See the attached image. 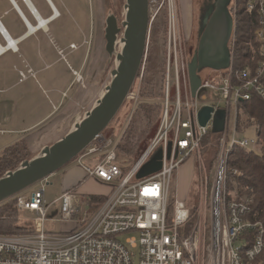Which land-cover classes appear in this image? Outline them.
Returning a JSON list of instances; mask_svg holds the SVG:
<instances>
[{
  "label": "built area",
  "instance_id": "obj_1",
  "mask_svg": "<svg viewBox=\"0 0 264 264\" xmlns=\"http://www.w3.org/2000/svg\"><path fill=\"white\" fill-rule=\"evenodd\" d=\"M164 5L169 13V32L161 122L153 139L131 166L120 158L123 134L114 138L102 132L75 158L89 176L109 183L112 190L93 212L84 209L76 190L66 191L55 200L61 202V218L75 223L72 231L45 230L50 205L44 187L31 195L19 193L17 208L33 214L32 231L0 233V264H262L256 259L264 252V224L251 217L253 196H240L236 185L229 188L228 162L233 148L254 151L264 144L258 134L255 138L238 137L244 132L240 128L239 103L251 100L253 95L264 101V0L246 1V10L256 14L258 21L253 33L252 63L235 69V27L229 44L230 66L211 69L213 80L201 77L195 95L190 84V55L176 22L177 0H149L150 22ZM237 12L233 0L231 13L235 20ZM60 54L65 57L63 50ZM19 72L21 80L35 76L32 69ZM75 74L85 87L83 76L77 71ZM208 88L215 91L216 104L203 102L205 96L198 99L199 93ZM205 105L227 112L224 130L215 133L218 150L209 173L201 159L198 204L190 206L177 198L172 205L174 174L194 154L201 157L203 143L214 133L215 112L206 125L199 121V111ZM250 127L257 132L254 125ZM159 152L161 167L140 176Z\"/></svg>",
  "mask_w": 264,
  "mask_h": 264
},
{
  "label": "rangeland",
  "instance_id": "obj_2",
  "mask_svg": "<svg viewBox=\"0 0 264 264\" xmlns=\"http://www.w3.org/2000/svg\"><path fill=\"white\" fill-rule=\"evenodd\" d=\"M232 1L233 0H231L230 6H232ZM81 2L86 12L85 19H83V21L76 15V22L71 20L70 32L71 37H73V40L77 44L82 43L86 37H89L90 53H87L88 45L84 42V45L79 50L74 49V54H71L70 56L68 55L67 59L55 67H51L46 70H40L41 67H43L42 63L32 61L31 67L37 71V76L34 78L30 77L27 81L24 80L26 81L24 84L15 86L12 91L15 92V90L17 91L23 88L31 96H34L35 99H33V102H31L29 99L21 100L19 106L23 110L21 109L18 111L15 121L18 119L22 121L35 120L43 112L53 109V104L49 103L50 98L53 99V97L48 91L49 87L43 81V79L45 77H49L51 73L57 71L59 73L65 72L68 81L64 86H62L61 90L67 89V87H69L68 92H70V96L74 90L81 88L80 82L74 81V83H70L72 81L73 75L68 69V64L75 67L77 70L83 64V70H81L83 76L87 70L93 67L92 71L94 77L89 76L88 80L101 85V89L103 91L104 87L110 82L111 71L116 67V54L110 56L106 51V19L108 15L115 14L118 18L119 25L122 26V22L125 19L126 14V0H81ZM207 4L210 7L212 6V10L215 5V0H188L187 11L184 13L183 6H181V3L179 0H177L178 11L176 22L178 23L181 39L183 43L186 44L187 52L190 55V61L199 43V29L200 24L202 23L200 21V12ZM205 13L206 11L203 14ZM235 27H237V18L235 20ZM168 32L169 13L167 5H164L161 13L150 24L146 58L142 68L138 73L137 79L130 91V94L113 121L104 131L105 135L112 136L114 138H118L122 134L124 137L126 133L130 136L133 150L126 151L124 154H120L121 160L126 162V165L128 164L129 166H131L134 160L138 158L141 151L144 150L147 145H149V140L156 134L160 126L162 111V86L166 64ZM66 49L69 50V47ZM120 50L121 46L117 44L116 52H119ZM18 64L19 69H24L25 71L27 70L25 64ZM0 66L3 67L4 63H2V65L0 63ZM150 68H152V72H148V69ZM5 72H9L11 79L13 78L15 81H18L20 78L19 70L13 67H4V70L2 69V75H4ZM199 74L203 79L210 80H213L215 75V73L209 68L200 70ZM88 75L91 74L88 72ZM149 76L153 78V81L147 90L148 84L146 79ZM83 81L87 84L85 77H83ZM203 96L206 97V100L203 102L214 104L217 103L215 91L213 89L208 88L206 90H202L199 93L198 99L200 101L203 100ZM149 109H152L151 113L148 112ZM24 115H28V117L25 118ZM239 121L242 128H244V132L238 133L239 138L257 137L256 130L250 126H247V116L244 114L242 109L239 115ZM37 129L39 128L34 130ZM229 130H233V124H230ZM15 140L16 135L8 134L1 140V143L4 142L1 145L4 146L2 148L13 144ZM218 141V134H211L210 138L205 143H203L201 147V157L198 154H194L185 162H183L176 171L171 182L172 205L177 198L190 206L198 204L199 181L202 173L200 169L201 159L205 162L209 173L212 167L213 159L218 150ZM153 157L151 158L152 160ZM42 187L45 188L46 201L50 205L47 214V220L45 222V230L48 233H62L71 230L75 223L72 221H65L61 218V202L55 201L61 192L60 176L54 175L39 181L24 190V193L31 195L34 191L39 190ZM14 197H17V195L11 198ZM32 217L33 214L31 212L21 211L18 209V225L23 227L32 226ZM185 230L186 229L183 228V233H185Z\"/></svg>",
  "mask_w": 264,
  "mask_h": 264
},
{
  "label": "crops",
  "instance_id": "obj_3",
  "mask_svg": "<svg viewBox=\"0 0 264 264\" xmlns=\"http://www.w3.org/2000/svg\"><path fill=\"white\" fill-rule=\"evenodd\" d=\"M179 2L186 13L188 0H179ZM85 13L81 0H0V22L16 44L15 48L7 46L9 41L0 29V63L1 65L4 63L3 67L0 66V153L17 142L25 141L32 157L36 156L45 146L66 135L102 96L104 91L101 89V85L88 80L89 76L94 77L93 67L87 70L83 76L81 72L83 64L78 70L68 64V69L73 75L70 83L78 82L75 75V71H77L85 77L86 86L74 90L70 96L69 87L61 90L68 81L65 72L57 71L51 73L49 77L44 76L43 81L49 87L48 91L53 97L49 100V103L53 104V109L43 112L35 120L22 121L18 119L15 121L18 111L22 109L19 106L21 100L29 99L33 102L35 98L23 88L15 90V92L12 91L15 86L24 84L28 78L25 79L26 81L21 78L15 81L13 78L11 79L9 72L2 75L4 67L25 71L18 68V63H21L25 64L27 70L34 71L35 76H30L34 78L37 76V71L31 67L32 61L42 63L43 67L40 70L55 67L67 59L68 55L74 54L75 50H79L84 42L88 45L87 53H90L89 37L77 44L70 32L71 20L76 22V15L83 20ZM40 18L46 21L45 26L38 25ZM31 26H37V28L32 30ZM71 44H75L76 48L72 49ZM1 46L5 47L3 51H1ZM67 47L69 50L66 49ZM60 50L64 51L65 57L60 54ZM88 72L91 75H88ZM24 117L27 118L28 115H24ZM36 128L39 129L34 130ZM8 134L16 135V140L13 144L2 148L4 146L1 145L4 142L1 143V140ZM72 162L52 175L60 176L61 192L57 198L70 190H76L82 200L83 197L90 196L106 198L112 190L111 185L89 176L76 160ZM87 201L86 198L85 202ZM98 205L99 203L87 205L83 202V207H86L84 209L89 212L95 211Z\"/></svg>",
  "mask_w": 264,
  "mask_h": 264
},
{
  "label": "water",
  "instance_id": "obj_4",
  "mask_svg": "<svg viewBox=\"0 0 264 264\" xmlns=\"http://www.w3.org/2000/svg\"><path fill=\"white\" fill-rule=\"evenodd\" d=\"M231 0H216L213 9L203 21L198 47L189 63L192 94L201 84L202 69L222 70L231 64L230 40L235 32V18L230 10ZM125 19L119 25L115 14L106 19V51L116 54V67L111 71V80L102 96L73 128L56 142L45 146L36 156L7 171L0 177V203L24 192L35 183L49 178L71 163L113 121L136 81L147 51L150 33L149 0H126ZM0 29L10 45L15 43L0 22ZM121 35V36H120ZM120 41L121 50L116 52ZM214 113V133L225 128L227 112L214 111L211 105L199 111V121L206 125ZM162 153L145 165L140 176L157 171L161 167Z\"/></svg>",
  "mask_w": 264,
  "mask_h": 264
},
{
  "label": "trees",
  "instance_id": "obj_5",
  "mask_svg": "<svg viewBox=\"0 0 264 264\" xmlns=\"http://www.w3.org/2000/svg\"><path fill=\"white\" fill-rule=\"evenodd\" d=\"M246 1L235 0L238 6L235 50V69L237 71L252 63L253 49L255 48L253 33L258 26L256 14H250L246 10ZM211 8L212 6L210 7L207 4L200 12V21L202 23L200 24L199 38L203 29V21L209 16ZM230 10L232 11V6H230ZM205 11L206 13L203 14ZM148 72H152V68L148 69ZM152 81L153 78L151 76L147 77V90L151 86ZM239 107L247 116V126L254 125L257 129V134L261 138H264V101L257 95H253L251 100L241 101ZM151 110L149 109L148 112L151 113ZM240 128L244 130L241 125ZM153 137L149 140L150 142ZM119 147L120 154L133 150L130 136L127 133L123 137ZM31 158L32 155L25 141L17 142L5 148L0 154V177L7 171L18 168L23 161ZM236 170L238 171L237 173L235 172ZM234 185L237 186L240 196L245 194L253 196L254 203L252 204L251 217L264 224V144H261L259 149L254 151H248L242 147H235L231 150L228 162V186L229 188H233ZM83 198V202L87 203V205L93 203L100 204L105 199L90 196L86 197L88 201L85 202L86 198ZM16 203L17 197L0 203L1 234H22L32 231L31 226L23 227L18 225V208ZM75 228L76 225L69 231ZM256 261L257 263L262 261V264H264V252L257 257Z\"/></svg>",
  "mask_w": 264,
  "mask_h": 264
},
{
  "label": "bare ground",
  "instance_id": "obj_6",
  "mask_svg": "<svg viewBox=\"0 0 264 264\" xmlns=\"http://www.w3.org/2000/svg\"><path fill=\"white\" fill-rule=\"evenodd\" d=\"M185 8H186V6H185ZM45 22H46V21H44V20H42V19L40 18V23H39L38 25H40V26H41V25H44ZM44 26H45V25H44ZM44 26H43V27H44ZM36 28H37V26H35V27L31 26V29H32V30H34V29H36ZM1 31H2V30H1ZM14 41H15V40H14ZM117 44H119L120 46L122 45V44L120 43V41H118ZM7 46H10V47L13 46V48H15V47H16V44H15V43H14L13 45L8 44ZM4 49H5V47H2V46H1V51H3Z\"/></svg>",
  "mask_w": 264,
  "mask_h": 264
},
{
  "label": "flooded vegetation",
  "instance_id": "obj_7",
  "mask_svg": "<svg viewBox=\"0 0 264 264\" xmlns=\"http://www.w3.org/2000/svg\"><path fill=\"white\" fill-rule=\"evenodd\" d=\"M108 16H109V15H108ZM108 16H107V17H108Z\"/></svg>",
  "mask_w": 264,
  "mask_h": 264
}]
</instances>
